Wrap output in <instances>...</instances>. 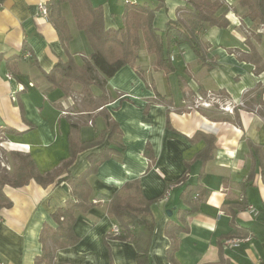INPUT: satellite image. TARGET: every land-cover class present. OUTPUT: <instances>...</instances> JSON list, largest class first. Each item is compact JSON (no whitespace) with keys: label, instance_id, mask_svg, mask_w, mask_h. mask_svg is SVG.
I'll use <instances>...</instances> for the list:
<instances>
[{"label":"crops","instance_id":"crops-1","mask_svg":"<svg viewBox=\"0 0 264 264\" xmlns=\"http://www.w3.org/2000/svg\"><path fill=\"white\" fill-rule=\"evenodd\" d=\"M49 1L0 0V127L5 143L11 150L30 154L44 175L55 173L69 160L71 137L90 141L110 122L119 125L113 141L123 149L88 178L91 200L97 203L88 212H76L74 232L79 242L58 250L57 264H139L132 243L108 237L118 224L108 215L107 204L134 182L148 200L156 201L152 212L157 226L147 264H170L167 251L172 240L166 229L183 222L181 211L187 206L182 194L186 185L196 183H201L202 192L196 212L186 218L188 232L178 236V264H264V179L257 175L254 184L242 190L251 170L246 142L264 147V117L259 106L248 110L239 105L258 85L264 86V23L244 18L239 0H221L229 9V27L204 25L199 31L209 46L208 65L189 45H174L175 71L165 74L142 41L135 64L123 67L105 86L93 85L90 99L79 84L67 85L65 94L45 78L69 55L80 67L89 62L78 61L74 41L67 51L53 24L40 14L39 5ZM129 1L152 8L160 4L159 0H91L93 6L103 7L107 29L123 27ZM163 1L154 18L160 33L187 4ZM62 9L72 35L83 34L70 6L64 4ZM227 106H234V112L226 111ZM198 132L216 139L214 157L203 169L194 161L206 145L192 141ZM104 146L80 153L59 179L80 175L89 166L88 157ZM147 146L155 156L152 164L145 154ZM186 162L193 163L187 183H181ZM3 191L13 206L0 211V264H36L45 248H53L48 237L58 228L54 214L71 199V185L55 182L44 187L31 181ZM235 205L244 208L237 211L241 229L231 239L243 238L244 232L252 239L230 248L225 243L233 231L230 211Z\"/></svg>","mask_w":264,"mask_h":264},{"label":"trees","instance_id":"trees-1","mask_svg":"<svg viewBox=\"0 0 264 264\" xmlns=\"http://www.w3.org/2000/svg\"><path fill=\"white\" fill-rule=\"evenodd\" d=\"M159 2V6L154 8L149 5L126 2L123 27L107 29L103 7L93 6L91 0H50L47 4V18L56 29L63 47L68 51L73 39L62 9L64 4H68L77 29L82 31L88 40L91 54L89 62L82 67L76 64L72 55H69L68 60H61L50 73L45 75L46 80L52 87L63 90L65 94H68L67 85L79 84L82 86L86 97L92 99L91 87L93 85L105 86L107 81L113 78L123 67L135 64L139 57L138 51L142 41L147 51L156 56L155 66L157 69L165 74L175 71L171 59V47L174 45H189L196 53L199 61L203 65H208L209 46L201 40L199 31L204 25L221 29L229 27V20L226 17L229 9L224 6L223 1L186 0V6L178 10L177 20L168 22L163 32L164 36L154 27L155 13L164 6L163 0H159ZM239 6L243 9L242 16L244 18H248L257 24L264 23V0H239ZM138 72L141 76L140 71ZM101 98H104V95ZM254 106L261 108L260 114L264 117L263 85H258L254 91L246 95L244 106L240 109L250 110ZM238 111V109L235 110V112ZM0 132L3 133L4 129H0ZM119 132V125L116 122H110L107 129L90 141L77 142L71 137L69 139L70 158L55 173L42 174L30 154L11 149L9 154L12 158V175H9L6 169H3L2 172L0 163V211L13 206V202L3 191L6 186L21 188L31 181H35L44 187L55 182L57 184L68 182L71 185V199L54 214L58 228L48 237L53 243V248H45L42 256L36 260V264H57V251L79 242V238L74 232L76 212H88L96 205L91 200L93 191L88 178L96 174L99 167L113 155L122 154V147H118L113 141V137ZM9 133L12 134V131ZM106 140L109 141V145L104 146ZM192 141H204L206 144L205 148L194 159V161L201 163V169H203L205 164L214 157L216 139L212 135L198 132ZM246 143L249 150L248 156L251 160V170L248 180L242 185L243 191L254 184L257 175L264 179V147L251 140H247ZM102 146L104 147L100 152L88 157L89 166L80 175L77 177L67 175L59 179L80 153ZM145 154L152 164L155 156L150 146H147ZM192 163L186 162L187 173L179 180L181 183H187ZM201 192V183L186 185L182 194V199L187 206L186 210L181 211L183 222L181 225H169L166 229L167 236L172 240L167 251L170 264H178L175 256L179 246L177 239L179 235L188 232L186 218L196 212V200ZM155 202L148 200L144 196L140 184L134 182L126 184L107 204L108 215L116 220L119 227L118 234L111 232L108 237L132 243L136 248L139 264H147L148 262L150 247L157 226L152 212ZM242 208L244 205H235L231 208L233 231L229 236L230 239L238 229H241L236 218L237 211ZM241 237L246 238L248 234L244 232ZM223 249L224 247L221 249L222 257Z\"/></svg>","mask_w":264,"mask_h":264},{"label":"rangeland","instance_id":"rangeland-1","mask_svg":"<svg viewBox=\"0 0 264 264\" xmlns=\"http://www.w3.org/2000/svg\"><path fill=\"white\" fill-rule=\"evenodd\" d=\"M71 23H73L72 16H71ZM81 33H83V32L81 31ZM77 35L75 34V37L73 35V39H72V41L75 42L74 45L79 50L78 55H77V59L79 62L85 63L86 60L90 59L91 47L89 46L88 40H87L86 36H84L85 35L84 33L83 34H77ZM220 100H222V99L220 98ZM5 142H6V138L0 132V163H1V168H2L1 171L3 172V169H6V172L9 175H12V173H13L12 158L9 154V152H10L9 146H7Z\"/></svg>","mask_w":264,"mask_h":264},{"label":"built area","instance_id":"built-area-1","mask_svg":"<svg viewBox=\"0 0 264 264\" xmlns=\"http://www.w3.org/2000/svg\"><path fill=\"white\" fill-rule=\"evenodd\" d=\"M38 10L40 12V14L42 16H45L47 17L48 16V7L46 4H40L39 7H38ZM259 33H262L263 32V26H261L258 30ZM26 58H30L31 57V54L30 53H26L25 55ZM8 78H12V76H8ZM210 105V104H209ZM240 106H244V102H241L239 104ZM234 109L235 107H230V106H227L225 107V110L228 111V112H231L233 113L234 112ZM0 129H2V127H0ZM170 191H168V194H167V197L169 195ZM166 197V198H167ZM94 203H97V201H95ZM249 211L251 212H254V209L253 207H249ZM112 233L114 234H118L119 233V227L118 226H115L112 230ZM252 239L251 236H248L246 238H240V239H229L225 244L227 247H230V248H237L239 247L242 243H245V242H250Z\"/></svg>","mask_w":264,"mask_h":264},{"label":"water","instance_id":"water-1","mask_svg":"<svg viewBox=\"0 0 264 264\" xmlns=\"http://www.w3.org/2000/svg\"><path fill=\"white\" fill-rule=\"evenodd\" d=\"M172 212L168 211V215L171 216Z\"/></svg>","mask_w":264,"mask_h":264}]
</instances>
